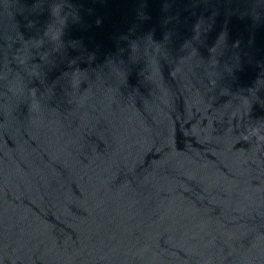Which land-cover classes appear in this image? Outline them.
Segmentation results:
<instances>
[{"label": "water", "instance_id": "water-1", "mask_svg": "<svg viewBox=\"0 0 264 264\" xmlns=\"http://www.w3.org/2000/svg\"><path fill=\"white\" fill-rule=\"evenodd\" d=\"M0 264H264V0H0Z\"/></svg>", "mask_w": 264, "mask_h": 264}]
</instances>
